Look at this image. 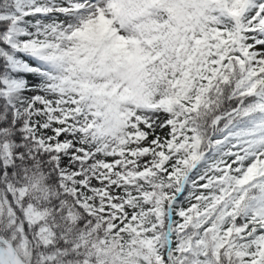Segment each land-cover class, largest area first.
<instances>
[{"label":"snow or ice","instance_id":"6c2138e0","mask_svg":"<svg viewBox=\"0 0 264 264\" xmlns=\"http://www.w3.org/2000/svg\"><path fill=\"white\" fill-rule=\"evenodd\" d=\"M0 264H264V0H0Z\"/></svg>","mask_w":264,"mask_h":264}]
</instances>
